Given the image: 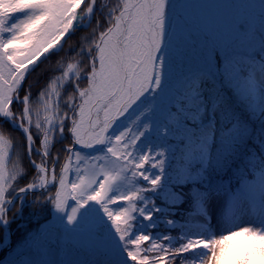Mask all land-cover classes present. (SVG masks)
Masks as SVG:
<instances>
[{
  "label": "snow or ice",
  "instance_id": "obj_1",
  "mask_svg": "<svg viewBox=\"0 0 264 264\" xmlns=\"http://www.w3.org/2000/svg\"><path fill=\"white\" fill-rule=\"evenodd\" d=\"M177 7L0 0V247L10 244L9 211L19 200L22 215L29 193L55 210L58 231L91 225L90 247L75 249L83 259L57 260L48 238L47 259L23 264H264V0L258 28L249 6L212 27L180 24ZM93 17L33 101L27 77ZM178 35L180 63L170 54ZM4 123L23 134L35 169L23 186L22 153ZM152 131L161 143L148 142ZM185 203L183 223L167 218ZM161 224L179 236L154 231ZM37 239L23 241L30 255Z\"/></svg>",
  "mask_w": 264,
  "mask_h": 264
},
{
  "label": "rangeland",
  "instance_id": "obj_2",
  "mask_svg": "<svg viewBox=\"0 0 264 264\" xmlns=\"http://www.w3.org/2000/svg\"><path fill=\"white\" fill-rule=\"evenodd\" d=\"M173 2L176 5H178L174 14L178 18V22L182 25L188 24L193 27L195 26L212 27L216 23L217 19H220L221 17L225 15L234 14L242 10L240 6H249L245 10H247L251 14L252 17H256L254 21V26L257 28L259 27L261 0H173ZM225 5L230 6V7H227V8L222 7ZM165 51L169 52L170 50L166 48ZM184 51H185V46L183 44L181 36L178 35L176 39L174 40L170 54L174 55L176 61L180 63L184 59L183 57ZM14 140L17 142V145H18L16 150L20 151L21 150L20 145H22V143L24 142L21 141L19 138H15ZM25 203H28L27 197L24 200L23 204ZM19 206H20V201L18 200L16 202L15 212L17 213V216L15 218L17 217L22 218V221L18 223V225L20 226L26 223L28 216L27 217L24 216L23 215L24 212H22V215L17 212V208ZM47 207L49 208V212L47 214L50 215V221L47 227L52 226V228L49 227L44 231L42 235L39 234L36 243L37 244L43 243L42 241L48 238H50L52 242L54 240H57L58 246L57 248H55L57 260H67V259L75 260L77 258L83 259V256L81 257L76 256L75 249H80V248L86 249L90 247L91 245V239L89 235V229L91 226L90 222H86L84 227L77 232L65 234L62 231H58L59 224H58V221L56 220V216L58 214L55 213V210L51 208L50 204H44L43 206L41 205L36 206L35 209L39 208L41 211V214L42 215L44 214L46 216ZM12 210L13 208L11 209V211ZM217 211H218V208L213 206L212 212H213L214 217ZM29 216L31 217L30 214ZM54 218L56 222H54ZM175 220H177V218ZM181 223L183 222L181 221ZM38 228H39L38 225L33 226V222L31 223V225H29L28 223L22 230L23 234L22 235L20 234L18 238L16 239V244H15L13 251L15 252L16 248L18 249L19 252L26 251L23 241L25 240L26 236L29 233H38L39 232ZM2 235H4V232L2 233ZM37 248L38 247L34 245L32 254L30 255L29 253H26L18 262H21V264H23V262L31 261L33 259L35 260L47 259V256L45 255L43 247H39L40 249L39 252H37ZM69 250H72L70 255H69ZM0 264H7V263H2V259H1Z\"/></svg>",
  "mask_w": 264,
  "mask_h": 264
},
{
  "label": "trees",
  "instance_id": "obj_3",
  "mask_svg": "<svg viewBox=\"0 0 264 264\" xmlns=\"http://www.w3.org/2000/svg\"><path fill=\"white\" fill-rule=\"evenodd\" d=\"M19 15V14H17ZM101 19H103L101 17ZM96 25V18L93 17L92 19V23L91 25H89L87 28H79L68 40L66 43H64V50L58 52L55 55L49 56L48 59H43L42 63H39L38 66L35 68L34 71L31 72V74L27 77L26 81L24 82L23 87L25 89L29 88V85L31 86V93H32V99L33 101L36 100V98L38 97L39 92L47 85L48 81L53 78L56 75H59V70L56 68V64L57 61L60 60L61 58H64L65 63L68 61L69 57H70V53H69V47L70 45H76L80 42L81 38L83 36H86L88 34L91 33L92 28L95 27ZM179 63V62H177ZM67 91H71V88L68 87L66 85L65 88V92L62 93L61 96V103L63 102V99L66 95ZM21 95H23V92H21ZM17 106V105H16ZM20 107V106H19ZM17 106V109L19 110V108ZM253 120L255 121V117H253ZM260 126V122L256 121V128L259 129ZM3 127L5 128V130L11 134V136L13 137V139L15 138H19L21 141L24 142V138L22 133L19 130L13 129L11 127V125H9L8 123H4ZM33 133H35V129H33ZM163 134V130H161V135ZM258 135V133H257ZM57 139H59V137H57ZM69 141L67 139L63 140L60 143H56L55 146L52 148V152L55 153L57 149H62V144H67ZM148 142L152 143V144H159L162 141L160 139L157 138V133L155 131H152L151 135L148 137ZM256 143L259 144V141L256 140ZM24 143H22V145H24ZM38 146V145H37ZM21 153H22V159H21V164L25 169V175L23 176V178L18 180V185L19 186H23L25 185L29 180H31V178L33 177V175L35 174V169L31 166L27 156H26V148L21 147ZM61 163H63V157H64V153L61 150ZM33 159H36L37 162H39V157H33ZM56 170H59V165H57ZM233 172H235V169H233ZM54 191V189H53ZM40 195L39 192H35L32 193L31 195L28 196V202L25 205H23V209L22 212H24V216H28L27 221L24 225L21 226H16L17 222L19 220H22V218H12L13 216L16 217L17 213L15 212L16 207H13V210L10 211L8 213V218L10 220V224H9V228L12 231V247H11V252L9 253V255L7 256V258L5 259V262H9V261H17L18 259H20L25 252L27 251H22L19 252L18 249L16 248V251L14 252L13 249L15 247L16 244V239L18 238V236L22 233L23 228L29 223V225H31V223L33 222V226L34 225H38V229L39 232L37 233V235L41 234L43 232V230L46 228V226L49 224L50 221V215L47 214L49 212V208H46V216L43 214H41V211L39 208H36V206H40L39 204H34L33 203V199L35 196ZM157 203L159 204L160 201L158 200ZM187 207L188 204H182L180 205V207L178 209H176V215L174 216H169L167 217L168 219H183L182 216L180 215L181 212H187ZM14 212V214H13ZM29 214L31 215V217L29 216ZM32 221V222H31ZM54 222L55 218H54ZM145 223H147L145 221ZM154 231H159L162 233H166V234H170L172 236H179L180 231L179 229H174L169 231V229L167 227H165L163 224L160 225V227ZM3 233V229L0 227V241L2 240V235ZM55 241V240H54ZM53 241V245L55 248H57V244L54 243ZM175 264H179V261H176Z\"/></svg>",
  "mask_w": 264,
  "mask_h": 264
}]
</instances>
